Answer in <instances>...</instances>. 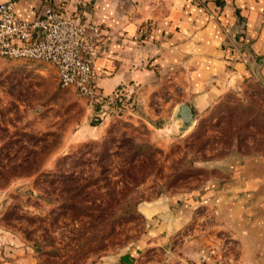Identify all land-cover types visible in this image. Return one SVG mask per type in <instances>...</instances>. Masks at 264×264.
I'll return each instance as SVG.
<instances>
[{"label": "rangeland", "instance_id": "374dc122", "mask_svg": "<svg viewBox=\"0 0 264 264\" xmlns=\"http://www.w3.org/2000/svg\"><path fill=\"white\" fill-rule=\"evenodd\" d=\"M117 102L97 109L59 86L49 62L0 56V264H200L186 247L197 237L218 257L208 264H228L234 245L208 207H195L168 235L138 209L128 216L117 209L125 210V197L137 208L177 199L226 175L236 160L264 158V74L186 126L174 100L171 108L154 100L151 110L138 108L133 93ZM84 201L114 214L104 217L106 233L73 249Z\"/></svg>", "mask_w": 264, "mask_h": 264}, {"label": "crops", "instance_id": "0c3cea01", "mask_svg": "<svg viewBox=\"0 0 264 264\" xmlns=\"http://www.w3.org/2000/svg\"><path fill=\"white\" fill-rule=\"evenodd\" d=\"M59 2L102 29L93 63L99 90L108 95L123 85L138 108L151 110L157 99L171 108L174 100L175 110L186 103L201 113L255 72L264 74V0ZM42 6L43 0H20L15 10L31 20ZM199 206L210 209L218 231L234 245L228 264H264V158L236 160L202 188L177 199L155 198L138 210L168 235ZM207 245L189 239L188 256L200 264L217 261Z\"/></svg>", "mask_w": 264, "mask_h": 264}, {"label": "built area", "instance_id": "2783aa9c", "mask_svg": "<svg viewBox=\"0 0 264 264\" xmlns=\"http://www.w3.org/2000/svg\"><path fill=\"white\" fill-rule=\"evenodd\" d=\"M20 0H0V56L53 65L62 88L72 87L99 108L113 107L129 97L121 85L104 95L96 85L93 63L102 42V29L82 14H70L60 0H43L31 20L16 13ZM117 102V103H118Z\"/></svg>", "mask_w": 264, "mask_h": 264}, {"label": "trees", "instance_id": "16d2710c", "mask_svg": "<svg viewBox=\"0 0 264 264\" xmlns=\"http://www.w3.org/2000/svg\"><path fill=\"white\" fill-rule=\"evenodd\" d=\"M98 108L99 106H97V109ZM96 115V120L98 121L102 117V115ZM75 194L76 193H74V196L72 197H75ZM123 201L124 203H126V208L124 210V208L120 207L119 209H117L118 213L122 212L124 214H127V216L130 214L138 213L137 200L132 201L129 200L128 197H125ZM79 212L80 213L74 217L77 223V238L76 242L72 244V246H70L73 249L81 248V246H88L90 243H92L93 240L99 238L101 235L106 233L104 217L106 214H114V211L112 212L106 208L98 207L95 205L91 206L85 201L81 204V209L79 210ZM64 247H67V244L64 245Z\"/></svg>", "mask_w": 264, "mask_h": 264}, {"label": "water", "instance_id": "95a60500", "mask_svg": "<svg viewBox=\"0 0 264 264\" xmlns=\"http://www.w3.org/2000/svg\"><path fill=\"white\" fill-rule=\"evenodd\" d=\"M176 116L182 121V125H189L194 119V110L186 103H181L176 108Z\"/></svg>", "mask_w": 264, "mask_h": 264}]
</instances>
